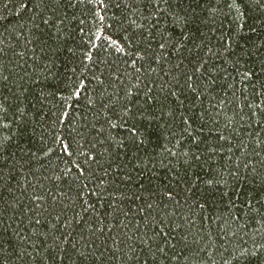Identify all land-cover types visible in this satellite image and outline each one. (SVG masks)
<instances>
[{"label":"trees","instance_id":"1","mask_svg":"<svg viewBox=\"0 0 264 264\" xmlns=\"http://www.w3.org/2000/svg\"><path fill=\"white\" fill-rule=\"evenodd\" d=\"M0 264H264V0H0Z\"/></svg>","mask_w":264,"mask_h":264}]
</instances>
